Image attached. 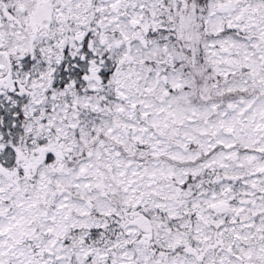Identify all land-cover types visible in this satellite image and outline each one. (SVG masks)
<instances>
[{"label":"snow or ice","instance_id":"snow-or-ice-1","mask_svg":"<svg viewBox=\"0 0 264 264\" xmlns=\"http://www.w3.org/2000/svg\"><path fill=\"white\" fill-rule=\"evenodd\" d=\"M0 264H264V0H0Z\"/></svg>","mask_w":264,"mask_h":264}]
</instances>
